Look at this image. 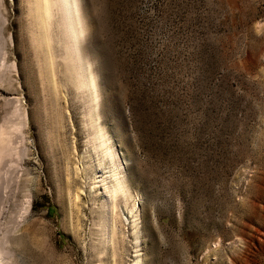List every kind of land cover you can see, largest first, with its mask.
Masks as SVG:
<instances>
[{"label":"rangeland","instance_id":"1","mask_svg":"<svg viewBox=\"0 0 264 264\" xmlns=\"http://www.w3.org/2000/svg\"><path fill=\"white\" fill-rule=\"evenodd\" d=\"M78 1L0 0V264H264V0Z\"/></svg>","mask_w":264,"mask_h":264},{"label":"bare ground","instance_id":"2","mask_svg":"<svg viewBox=\"0 0 264 264\" xmlns=\"http://www.w3.org/2000/svg\"><path fill=\"white\" fill-rule=\"evenodd\" d=\"M46 1V0H45ZM48 2V1H47ZM61 4H62V6L61 7H63V10H64V12H65V17H66V21H67V26L69 27V29H70V34L72 35V36H74V37H77L78 38V36L76 35V31L73 29V27H74V25H75V23H77V22H75V18H74V14L77 12H80L81 10H80V5H79V1L78 0H61ZM46 5V4H45ZM48 6V5H47ZM44 7V6H43ZM43 7H42V5H41V9H40V13L41 14H43V12H45L46 13V11L45 10H43ZM77 13H76V15H77ZM49 14V13H48ZM79 14V13H78ZM46 15V14H45ZM42 16V15H41ZM42 19H43V16H42ZM79 19V18H78ZM76 27V26H75ZM76 29V28H75ZM77 30V29H76ZM78 40V39H77ZM102 139H101V143H100V146L98 145L96 148H97V151H98V154H102V156H104V157H106L107 159H110L111 160V162L112 163H114L115 162V159H117V155L115 154V153H113L112 151H111V148L107 145V143H106V141L105 140H103V137H101ZM104 148H105V150H104ZM114 166H116V164L114 165ZM113 171V170H112ZM110 172V171H109ZM114 173V172H113ZM110 174V173H109ZM107 176H106V173H104L103 171H101L100 172V175L98 176V178L100 179V178H106ZM114 181H116L115 182V184H113V190H111L112 192L111 193H114V194H112V195H114L113 196V198L115 197V199H116V195L118 194V193H120V195H121V193L123 194V195H127V190L125 189V183H126V181L122 178V177H119V173H117L116 171H115V174H114ZM100 181H97V183H99ZM107 182V181H106ZM113 182V181H112ZM96 187H99L98 185L96 186ZM110 189V188H109ZM128 189V188H127ZM119 195V194H118ZM119 195V196H120ZM122 195V196H123ZM115 201V200H114ZM137 241H138V239H137Z\"/></svg>","mask_w":264,"mask_h":264}]
</instances>
